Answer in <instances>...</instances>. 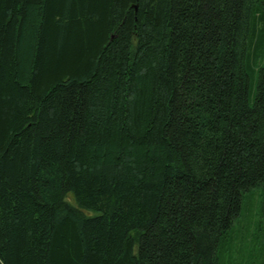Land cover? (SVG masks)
I'll return each instance as SVG.
<instances>
[{"label": "trees", "instance_id": "obj_1", "mask_svg": "<svg viewBox=\"0 0 264 264\" xmlns=\"http://www.w3.org/2000/svg\"><path fill=\"white\" fill-rule=\"evenodd\" d=\"M264 187V0H0V264H222Z\"/></svg>", "mask_w": 264, "mask_h": 264}, {"label": "rangeland", "instance_id": "obj_2", "mask_svg": "<svg viewBox=\"0 0 264 264\" xmlns=\"http://www.w3.org/2000/svg\"><path fill=\"white\" fill-rule=\"evenodd\" d=\"M234 224L232 247L222 264H264V187L244 200Z\"/></svg>", "mask_w": 264, "mask_h": 264}]
</instances>
